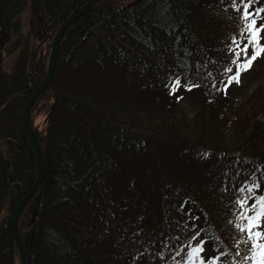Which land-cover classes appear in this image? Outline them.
Masks as SVG:
<instances>
[{"label": "trees", "instance_id": "obj_1", "mask_svg": "<svg viewBox=\"0 0 264 264\" xmlns=\"http://www.w3.org/2000/svg\"><path fill=\"white\" fill-rule=\"evenodd\" d=\"M87 1L0 0V264L20 263L12 215L39 173L24 109ZM254 8L264 0H100L72 24L32 110L44 181L20 219L28 264H176L203 243L222 264L260 262L264 82L236 107L222 90ZM26 9L33 44L10 73Z\"/></svg>", "mask_w": 264, "mask_h": 264}, {"label": "rangeland", "instance_id": "obj_2", "mask_svg": "<svg viewBox=\"0 0 264 264\" xmlns=\"http://www.w3.org/2000/svg\"><path fill=\"white\" fill-rule=\"evenodd\" d=\"M29 17L30 13L28 9H26L19 15L20 25L22 27L20 31L21 34H14L13 40L9 45V50H11L15 45L19 44L20 48L18 49V51L4 53V65L7 71L10 73L14 65L16 64L18 55L21 50L26 47L30 48L33 44L32 38L28 35ZM246 36L250 41H238L237 46L234 48V55L236 56V59L234 60L235 66L231 70L232 72H234L233 76L230 79L231 86L227 88L229 90V93L231 92L229 97L231 103L228 105V107L238 106L240 103L245 101L247 97L262 82H264V12L250 16ZM37 44H39V42ZM255 47L258 48L255 49ZM216 93L219 92L217 91ZM192 96L198 99V101L200 100V105H202L201 103L203 102V97L201 98V94L196 93ZM188 97L189 96H186V100L183 102V106L186 109V114L194 116L195 112L197 111L195 109L200 105L198 101L193 102L189 100ZM51 104L52 97L50 96V94H46L39 100V103L35 108L33 116L34 124L40 130H44L48 125ZM8 213L9 211L6 208L2 214V217H5ZM261 225L259 226V229L261 230V235L259 236V238L264 233V221ZM262 242L263 244L261 246L264 249L263 239ZM208 254L209 248L208 246H204L202 251L196 256V258H202V256L208 258ZM208 261L209 259H204V263H209Z\"/></svg>", "mask_w": 264, "mask_h": 264}, {"label": "water", "instance_id": "obj_3", "mask_svg": "<svg viewBox=\"0 0 264 264\" xmlns=\"http://www.w3.org/2000/svg\"><path fill=\"white\" fill-rule=\"evenodd\" d=\"M100 0H88L83 6H78L73 13L62 23V25L59 27L53 43H52V49H51V54H50V59H49V67L48 71L46 74L45 79L42 81V83L36 88V90L33 92L31 95L24 111V127L26 130V133L28 135V138L33 146V149L35 151L36 157H37V162L39 166V173L38 177L35 181V183L32 185V187L28 190V192L24 195V197L18 202V204L15 207L13 217H12V235L14 238V241L17 245L21 263L22 264H28L27 262V256L26 252L24 249V245L20 236L19 232V222H20V216L22 213V210L26 203L34 197V195L37 193V191L40 189L43 181H44V162H43V153L41 146L39 144V141L37 139V136L33 130L32 123H31V111L38 100V98L41 96V94L48 88L50 85L53 75L55 72L57 60H58V55L60 51V45L61 42L66 35L68 29L79 20V18L85 14L90 7H92L93 4L98 2Z\"/></svg>", "mask_w": 264, "mask_h": 264}]
</instances>
